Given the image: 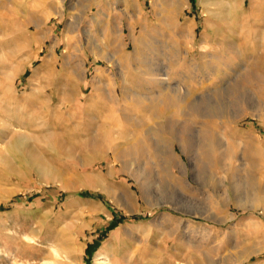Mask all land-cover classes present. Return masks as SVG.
Listing matches in <instances>:
<instances>
[{"label": "rangeland", "instance_id": "rangeland-1", "mask_svg": "<svg viewBox=\"0 0 264 264\" xmlns=\"http://www.w3.org/2000/svg\"><path fill=\"white\" fill-rule=\"evenodd\" d=\"M90 64L126 128L157 96L195 127L86 135ZM100 260L264 264V0H0V264Z\"/></svg>", "mask_w": 264, "mask_h": 264}, {"label": "crops", "instance_id": "crops-1", "mask_svg": "<svg viewBox=\"0 0 264 264\" xmlns=\"http://www.w3.org/2000/svg\"><path fill=\"white\" fill-rule=\"evenodd\" d=\"M122 76V78H121ZM119 74L118 70L116 75L113 73V70L109 68H103L95 65H87L85 76L81 79L73 80V85L76 87L85 86L88 89L89 99L94 103H100L101 109L95 110L99 111V115H92L93 118H98L97 120H89V117L85 116V130L86 135L102 133L101 135L115 134V135H125L133 134L143 136V139H140V142H145V136H149V141L153 139L152 136H165L168 134H182L183 132L188 134V129L194 128V121L184 122L182 121V114L178 113L174 116V112L167 110L165 103L168 102V97L161 96L160 100L158 96L155 99V102H161L160 105H156L155 109L152 106H143L142 109H139L133 105L132 108V119L133 124L131 129L129 126H125V84H124V75ZM122 80V82H121ZM147 81L146 79H144ZM158 83H161L162 80L156 79ZM98 83H101V86H96ZM141 83V81L139 82ZM56 83V86H59ZM109 86L111 88H109ZM92 87H95L92 89ZM58 89H56L57 91ZM59 94V90L57 91ZM172 98V96H170ZM180 95L172 98V102H178ZM111 103V105H108ZM107 104V106H106ZM97 107V106H96ZM90 107L86 108V113ZM92 111V110H91ZM95 113V112H94ZM91 119V118H90ZM198 124L200 122H197ZM95 128V130H94ZM164 139V137H162ZM141 142V143H142ZM144 144V143H143ZM87 150H93L92 147L88 146ZM143 149H146V145H143Z\"/></svg>", "mask_w": 264, "mask_h": 264}, {"label": "bare ground", "instance_id": "bare-ground-1", "mask_svg": "<svg viewBox=\"0 0 264 264\" xmlns=\"http://www.w3.org/2000/svg\"><path fill=\"white\" fill-rule=\"evenodd\" d=\"M53 252H54L55 254H58V253H57V249H55V248H53ZM100 262H102V264L105 263L104 260H100Z\"/></svg>", "mask_w": 264, "mask_h": 264}]
</instances>
